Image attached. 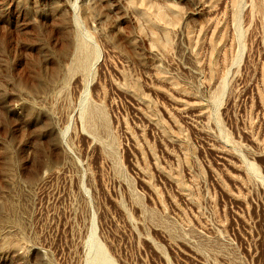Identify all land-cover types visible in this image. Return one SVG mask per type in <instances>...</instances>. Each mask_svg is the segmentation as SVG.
<instances>
[{
  "label": "rangeland",
  "instance_id": "rangeland-1",
  "mask_svg": "<svg viewBox=\"0 0 264 264\" xmlns=\"http://www.w3.org/2000/svg\"><path fill=\"white\" fill-rule=\"evenodd\" d=\"M0 264H264V0H0Z\"/></svg>",
  "mask_w": 264,
  "mask_h": 264
}]
</instances>
